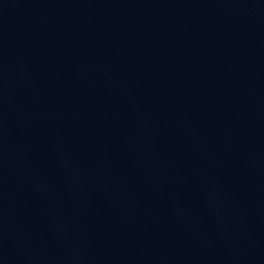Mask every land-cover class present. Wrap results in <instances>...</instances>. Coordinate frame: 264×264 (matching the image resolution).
<instances>
[{
	"label": "water",
	"instance_id": "obj_1",
	"mask_svg": "<svg viewBox=\"0 0 264 264\" xmlns=\"http://www.w3.org/2000/svg\"><path fill=\"white\" fill-rule=\"evenodd\" d=\"M0 264H264V0H0Z\"/></svg>",
	"mask_w": 264,
	"mask_h": 264
}]
</instances>
